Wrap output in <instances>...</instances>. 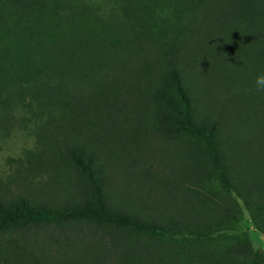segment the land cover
Instances as JSON below:
<instances>
[{
	"label": "trees",
	"instance_id": "trees-1",
	"mask_svg": "<svg viewBox=\"0 0 264 264\" xmlns=\"http://www.w3.org/2000/svg\"><path fill=\"white\" fill-rule=\"evenodd\" d=\"M262 72L264 0H0L1 116L35 90L52 117L89 101L101 130L134 103L176 148L131 207L97 144L64 134L66 196L0 194V242L71 229L64 264H264L241 225L246 212L264 233Z\"/></svg>",
	"mask_w": 264,
	"mask_h": 264
},
{
	"label": "rangeland",
	"instance_id": "rangeland-1",
	"mask_svg": "<svg viewBox=\"0 0 264 264\" xmlns=\"http://www.w3.org/2000/svg\"><path fill=\"white\" fill-rule=\"evenodd\" d=\"M39 98L35 90L22 91L4 105L5 114L0 115V194L7 198L28 194L41 201H61L66 196L67 173L64 164L57 161L56 149L67 134L97 144L101 162L114 182L112 192L119 200L131 207L146 205L142 195L149 189L148 179L153 184L156 176L167 174V158L172 164L174 160L170 158L175 159L176 151L174 146L151 134L147 125L150 113L129 103L132 109L128 111L129 104L126 105L124 114L114 119L115 128H109L110 125L105 128L106 116L100 119V130L93 127L86 106L89 101L84 102L86 105L82 103L85 113L65 109L52 117L40 111ZM241 225L252 239L254 250L264 251V233L253 226L246 212ZM75 234L71 229L50 228L25 239L1 241L0 264L70 262L75 258L74 252L65 242Z\"/></svg>",
	"mask_w": 264,
	"mask_h": 264
},
{
	"label": "clouds",
	"instance_id": "clouds-1",
	"mask_svg": "<svg viewBox=\"0 0 264 264\" xmlns=\"http://www.w3.org/2000/svg\"><path fill=\"white\" fill-rule=\"evenodd\" d=\"M255 91L264 93V72L258 74L255 78Z\"/></svg>",
	"mask_w": 264,
	"mask_h": 264
}]
</instances>
